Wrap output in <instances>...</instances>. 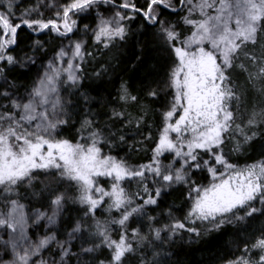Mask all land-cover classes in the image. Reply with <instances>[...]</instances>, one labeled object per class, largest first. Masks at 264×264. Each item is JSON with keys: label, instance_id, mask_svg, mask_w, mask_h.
<instances>
[{"label": "snow or ice", "instance_id": "snow-or-ice-1", "mask_svg": "<svg viewBox=\"0 0 264 264\" xmlns=\"http://www.w3.org/2000/svg\"><path fill=\"white\" fill-rule=\"evenodd\" d=\"M264 264V0H0V264Z\"/></svg>", "mask_w": 264, "mask_h": 264}, {"label": "trees", "instance_id": "trees-1", "mask_svg": "<svg viewBox=\"0 0 264 264\" xmlns=\"http://www.w3.org/2000/svg\"><path fill=\"white\" fill-rule=\"evenodd\" d=\"M206 256L207 253L203 250H192L188 254L187 259L192 262V264H198V262L205 259Z\"/></svg>", "mask_w": 264, "mask_h": 264}]
</instances>
